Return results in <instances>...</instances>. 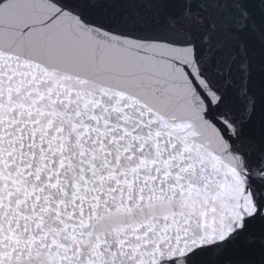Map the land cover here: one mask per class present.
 I'll use <instances>...</instances> for the list:
<instances>
[{
  "label": "snow or ice",
  "instance_id": "1",
  "mask_svg": "<svg viewBox=\"0 0 264 264\" xmlns=\"http://www.w3.org/2000/svg\"><path fill=\"white\" fill-rule=\"evenodd\" d=\"M0 264H264V0H0Z\"/></svg>",
  "mask_w": 264,
  "mask_h": 264
}]
</instances>
